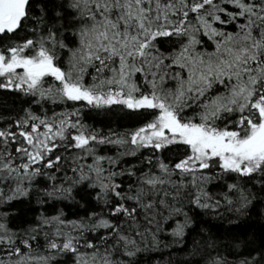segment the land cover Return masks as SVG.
I'll list each match as a JSON object with an SVG mask.
<instances>
[{
	"label": "snow or ice",
	"instance_id": "1",
	"mask_svg": "<svg viewBox=\"0 0 264 264\" xmlns=\"http://www.w3.org/2000/svg\"><path fill=\"white\" fill-rule=\"evenodd\" d=\"M0 93V264H264L194 227L264 206V0H0Z\"/></svg>",
	"mask_w": 264,
	"mask_h": 264
},
{
	"label": "trees",
	"instance_id": "2",
	"mask_svg": "<svg viewBox=\"0 0 264 264\" xmlns=\"http://www.w3.org/2000/svg\"><path fill=\"white\" fill-rule=\"evenodd\" d=\"M7 101V109L5 112L15 108L19 110L21 107L20 101L15 100L12 95L0 93V105H3ZM12 114H15L14 112ZM85 122L89 125H94L97 128H103L105 131L109 127L124 131L125 129H134L140 125L141 118L135 115L125 116L121 112H105L101 111L97 114L93 111ZM79 198V197H77ZM20 210V219H34L42 210L41 206L36 203L35 197L32 198L31 204H28L27 200L23 203L14 202ZM68 204L65 202H58L55 207L57 209L63 208L69 219L76 218L75 213L78 211L76 208L65 207ZM48 214H55L54 208L51 206H45ZM202 220L204 224L194 225L196 231L199 232L201 227L209 230L217 243V250L222 255H227L230 261H236L241 259L244 255H247L249 247L244 245V241L249 242L251 248H259L261 244H264V206L257 205L256 209L250 211L249 215L240 216L234 213L225 212L224 217L214 218L213 216H203ZM19 223V221H17ZM198 238L195 233H190L186 236L185 240L181 244H172L171 237H164L169 243V247L161 248L158 251L143 254L141 256V264H169L171 260L172 264H181L182 261L188 259V252L191 251L193 239ZM240 244L237 248L236 245ZM215 254V253H214Z\"/></svg>",
	"mask_w": 264,
	"mask_h": 264
}]
</instances>
